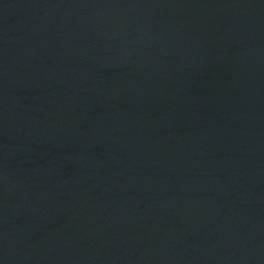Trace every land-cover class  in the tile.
Returning <instances> with one entry per match:
<instances>
[{
  "label": "water",
  "instance_id": "95a60500",
  "mask_svg": "<svg viewBox=\"0 0 264 264\" xmlns=\"http://www.w3.org/2000/svg\"><path fill=\"white\" fill-rule=\"evenodd\" d=\"M0 264H263L200 0H0Z\"/></svg>",
  "mask_w": 264,
  "mask_h": 264
}]
</instances>
